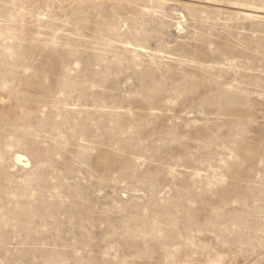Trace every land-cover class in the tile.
<instances>
[{
  "label": "rangeland",
  "instance_id": "rangeland-1",
  "mask_svg": "<svg viewBox=\"0 0 264 264\" xmlns=\"http://www.w3.org/2000/svg\"><path fill=\"white\" fill-rule=\"evenodd\" d=\"M0 264H264V0H0Z\"/></svg>",
  "mask_w": 264,
  "mask_h": 264
},
{
  "label": "bare ground",
  "instance_id": "bare-ground-1",
  "mask_svg": "<svg viewBox=\"0 0 264 264\" xmlns=\"http://www.w3.org/2000/svg\"><path fill=\"white\" fill-rule=\"evenodd\" d=\"M18 160L21 161L20 158Z\"/></svg>",
  "mask_w": 264,
  "mask_h": 264
}]
</instances>
